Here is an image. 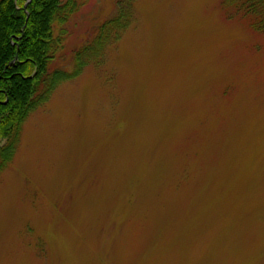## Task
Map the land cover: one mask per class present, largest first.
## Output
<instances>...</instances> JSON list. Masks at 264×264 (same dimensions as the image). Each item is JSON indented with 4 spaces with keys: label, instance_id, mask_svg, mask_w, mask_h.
<instances>
[{
    "label": "rangeland",
    "instance_id": "374dc122",
    "mask_svg": "<svg viewBox=\"0 0 264 264\" xmlns=\"http://www.w3.org/2000/svg\"><path fill=\"white\" fill-rule=\"evenodd\" d=\"M76 1L68 70L122 7ZM223 2L136 0L28 114L0 264H264V33Z\"/></svg>",
    "mask_w": 264,
    "mask_h": 264
},
{
    "label": "trees",
    "instance_id": "16d2710c",
    "mask_svg": "<svg viewBox=\"0 0 264 264\" xmlns=\"http://www.w3.org/2000/svg\"><path fill=\"white\" fill-rule=\"evenodd\" d=\"M120 1L122 7L102 26L97 44L110 30L118 40L131 24L136 0ZM223 5L264 33V0H224ZM78 8L76 0H0V141L5 140L0 142V173L14 159L28 114L47 102L60 82L82 74L100 52L99 45L78 48L72 69L56 67L65 25Z\"/></svg>",
    "mask_w": 264,
    "mask_h": 264
}]
</instances>
